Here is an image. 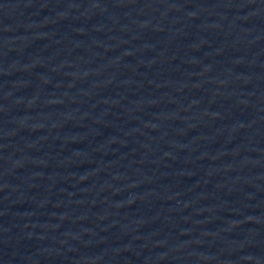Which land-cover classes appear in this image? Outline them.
Segmentation results:
<instances>
[{"label": "water", "instance_id": "water-1", "mask_svg": "<svg viewBox=\"0 0 264 264\" xmlns=\"http://www.w3.org/2000/svg\"><path fill=\"white\" fill-rule=\"evenodd\" d=\"M0 264H264V0H0Z\"/></svg>", "mask_w": 264, "mask_h": 264}]
</instances>
